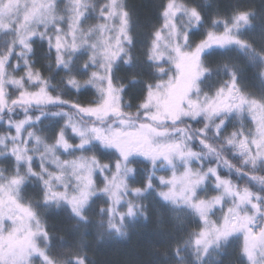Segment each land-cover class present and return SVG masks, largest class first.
I'll return each instance as SVG.
<instances>
[{
  "label": "rangeland",
  "instance_id": "1",
  "mask_svg": "<svg viewBox=\"0 0 264 264\" xmlns=\"http://www.w3.org/2000/svg\"><path fill=\"white\" fill-rule=\"evenodd\" d=\"M101 5L97 13V0H0V36L11 34L8 51L0 55V112L12 103L43 105L50 100L47 83L29 70L31 41L36 36L48 39L58 52L84 51V59L94 66L87 84L101 94L98 104L80 112L97 119V124L84 125L62 116L67 134L62 133L54 146L49 144L42 151L38 162L48 168L44 169L46 198L79 213L92 197L104 194L112 218L134 217L132 204L124 213L118 208L125 202L132 173L128 162L134 156L142 157L159 168L154 176L163 198L189 206L200 216L202 224L194 239L199 259L236 236L249 264H264V205L258 201L260 196L239 191L231 180L218 175L217 165H204L198 152L165 141L162 129L154 125L205 116L210 126L213 117L226 113L232 137L229 145L244 155L241 162H264V94L249 98L231 86L217 91L198 87L205 75L207 53L245 46L243 34L249 28L251 12L219 22L202 40L194 42L191 32L200 20L199 13L181 1H171L149 50L150 60L159 65L160 72L141 106L145 111L141 117L150 122H139L120 116L122 88L114 80L117 60L125 52L123 43L129 38L123 0L103 1ZM83 6H92L94 17H100L102 24L90 28L82 23L88 14ZM111 118L116 121L104 126ZM28 122L13 124L16 135L12 139H21ZM221 123L218 129L223 132ZM96 142L114 150L118 160L109 164L88 157L86 149ZM4 144L0 140V154ZM12 151L19 164L33 171V159L39 156L17 147ZM57 151L73 155L63 161ZM25 182L26 177L18 171L6 173L0 168V264H55L46 252L49 236L20 191Z\"/></svg>",
  "mask_w": 264,
  "mask_h": 264
},
{
  "label": "trees",
  "instance_id": "2",
  "mask_svg": "<svg viewBox=\"0 0 264 264\" xmlns=\"http://www.w3.org/2000/svg\"><path fill=\"white\" fill-rule=\"evenodd\" d=\"M103 1L108 0H97V13ZM171 1L123 0L129 38L123 43L125 52L115 66L117 79L114 82L122 88L120 116L128 115L134 121L150 122L148 118L141 117L145 112L141 106L160 72L159 65L151 62L149 50ZM176 1L195 8L199 13L200 20L191 32L194 42L202 40L219 22L240 12H251L249 28L243 34L245 46L207 53L204 58L205 75L198 82V87L201 85L202 90L217 91L231 86L249 98L256 93L264 94V0ZM85 9L88 14L82 23L90 28L102 24L100 17H94L92 6ZM7 33L5 38L0 36L1 56L11 45V34ZM85 57L84 51L77 54L58 52L48 39L34 37L29 70L47 83L50 100L43 105L12 103L5 112H0V140L5 142L0 154V168L6 173L18 171L26 177L27 182L20 191L49 236L48 257L55 264H249L236 236L220 242L205 259H199L194 239L202 224L200 216L189 206L170 203L163 198L154 176L159 168H153L142 157L134 156L128 162L132 173L123 196L125 202L118 208L120 213H124V209L132 204L134 217L117 215L118 220L112 218L104 194L92 197L79 213L46 198L44 169L48 168H42L38 159L46 146H54L62 133L67 134L68 127L64 128L60 118L69 117L84 125L97 124V119H89L80 113L81 108L101 101L99 90L87 84L94 66L87 63ZM204 117L195 120L181 118L175 124L154 125L162 129L165 141L198 152L204 165H217L221 178L231 180L241 192H249L253 197L259 195L258 201L264 205V162H241L244 155L229 145L232 137L228 114L213 117L210 126ZM26 119L29 122L24 126L21 139H12L16 135L13 124ZM114 121V118L107 119L104 126ZM220 122V127L224 125L223 132L218 129ZM16 147L39 156L33 159V171L18 163L12 151ZM60 152L56 153L63 161L73 155L64 152L61 155ZM86 152L88 157H94L100 163L111 164L118 160L114 150L97 142L88 146ZM50 191L48 195H51ZM127 218L131 220L127 222Z\"/></svg>",
  "mask_w": 264,
  "mask_h": 264
}]
</instances>
